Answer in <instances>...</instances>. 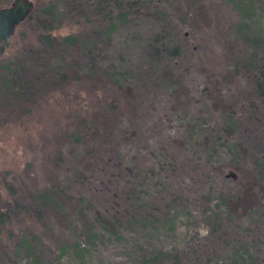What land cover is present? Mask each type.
Here are the masks:
<instances>
[{"label":"rangeland","instance_id":"rangeland-1","mask_svg":"<svg viewBox=\"0 0 264 264\" xmlns=\"http://www.w3.org/2000/svg\"><path fill=\"white\" fill-rule=\"evenodd\" d=\"M14 1L0 0V8ZM29 1L0 58V264H146L155 251L158 264H168L174 248L210 243L201 207L190 219L181 212L172 232L136 227L124 238L109 236L90 212L111 209L129 180L118 156L136 168L145 157L180 163L202 158L216 137L235 143V158L219 151L209 180L193 190H202L199 200L210 190V206L257 218L264 96L253 79L264 51V0H127L112 17L125 18L115 28L105 21L108 0ZM36 21L52 36L76 35V45L44 42ZM162 30L180 45L176 58L153 54ZM108 102L116 108L105 115ZM93 114L106 129L75 142L79 118ZM246 230L237 237L255 231ZM227 234L206 246L216 248L209 264H264V243L255 262L240 263L238 239Z\"/></svg>","mask_w":264,"mask_h":264},{"label":"trees","instance_id":"trees-1","mask_svg":"<svg viewBox=\"0 0 264 264\" xmlns=\"http://www.w3.org/2000/svg\"><path fill=\"white\" fill-rule=\"evenodd\" d=\"M129 8L127 0H108L107 11L111 18H106V22L110 28L124 21L125 18H112L119 16L122 11ZM51 13L50 11H48ZM124 15V14H123ZM121 16V14H120ZM25 21V20H24ZM22 21L21 23H23ZM31 21V19H30ZM26 22V21H25ZM20 23V24H21ZM124 23V22H123ZM45 24H39L36 21V27L38 30L52 31L54 30L50 26H44ZM37 30V29H36ZM39 31V38L44 42L49 43L52 39L61 40L62 43L69 45H76L77 38L74 34H66L64 36H52V34ZM171 32H165L162 30L156 36V41H160L159 47H152L153 54L158 56H168L176 58L180 54V45H171L172 38ZM164 41V39H166ZM256 66L254 68L255 77L253 79V89L259 97L264 96V51H261L257 59ZM112 82L118 84L120 81V73L111 74ZM116 108L115 103H105L102 106V112L106 115L112 109ZM229 123L236 124L237 122L230 120ZM106 123L99 121L93 114L88 120L86 118H79L75 129L70 133V136L75 142L81 141L84 137L90 135H96L99 129L105 130ZM197 130L196 142H202L203 130L199 125H194ZM223 126L221 131L224 132ZM219 137L215 138V141L208 147L202 158L193 157L185 158L180 163L170 161L167 157L164 160L152 159L151 157L143 159L142 165L139 168L134 166V160H127L126 155L118 156L117 161L119 165L117 168L124 167L128 171L127 176L129 180H126V184H123L116 188L117 194L112 197L117 199V202L111 205L109 210H97L93 209L98 204L90 203L91 209L90 217L95 220L100 219L105 232L115 238L125 237V233L134 231V228L139 227L142 229H149L160 233V229L166 228L169 232H172L176 228L177 218L180 217V213H185L184 217L190 219L193 217L194 208H202L203 215L209 220V232L204 238L210 243H192V246L187 244V247H181L180 250L174 248L171 250L170 261L168 264H209L214 259L215 249H211L209 244L214 246L227 239V233H234L233 240H236V249L233 253H239L240 263L242 261H256L260 251V245L264 243V204L256 205L252 210L257 212L256 217H247L245 214L241 215L233 208L225 206L220 208L218 204L210 206L211 191H206L203 200L198 199V192L200 188L193 190L196 183L200 181H208L213 169V159L216 155H219V151H225L227 157L233 159L237 153L236 145L234 142L223 143L219 141ZM110 161V160H109ZM121 164V165H120ZM259 173H264V153L261 159L257 161ZM82 173H86V168ZM81 174H77V177H81ZM226 173L231 175L227 170ZM82 178V177H81ZM131 179V180H130ZM93 193V192H92ZM92 201V200H90ZM94 201V198H93ZM200 201V202H199ZM200 203V205H199ZM260 211V213H259ZM254 215V214H251ZM243 229H255V231H249L244 233L246 235L237 237ZM250 233L252 235H250ZM205 247V248H204ZM185 248V249H184ZM205 249V250H204ZM151 256L152 258H142L147 261L146 264H158L160 259L159 255L162 251H155ZM255 259V260H254ZM238 260V261H239Z\"/></svg>","mask_w":264,"mask_h":264},{"label":"water","instance_id":"water-1","mask_svg":"<svg viewBox=\"0 0 264 264\" xmlns=\"http://www.w3.org/2000/svg\"><path fill=\"white\" fill-rule=\"evenodd\" d=\"M32 7L29 0H15L10 6L0 8V58L15 28L27 18Z\"/></svg>","mask_w":264,"mask_h":264}]
</instances>
